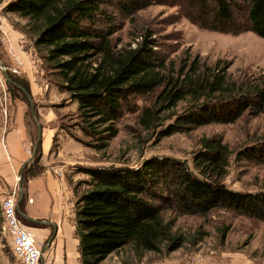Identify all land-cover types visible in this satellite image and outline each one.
Listing matches in <instances>:
<instances>
[{"label": "trees", "instance_id": "obj_1", "mask_svg": "<svg viewBox=\"0 0 264 264\" xmlns=\"http://www.w3.org/2000/svg\"><path fill=\"white\" fill-rule=\"evenodd\" d=\"M159 4L198 27L229 34L246 31L264 39V0H7L4 12L26 20L21 27L39 57L57 78L59 89L77 103L76 140L105 149L124 114H135L140 130L156 137L210 123H233L243 114L264 115V76H232L198 55L179 61L159 51L145 30L118 46L113 36L141 9ZM10 70H7V72ZM29 91L26 79L9 73ZM12 97L28 103L24 92L7 82ZM180 102L186 106L177 110ZM29 105V104H28ZM232 154L220 136L202 137L192 165L173 157L152 156L137 166L84 167L86 188L73 194L74 234L80 264H102L129 246L137 255L172 251L183 237L174 230L178 215L206 216L224 209L264 220V190L242 192L223 183ZM239 159L264 162V138L244 146ZM40 143L24 175L39 172ZM19 217L27 222L20 214ZM3 217L0 208V240ZM8 263L15 264L11 259Z\"/></svg>", "mask_w": 264, "mask_h": 264}, {"label": "rangeland", "instance_id": "obj_2", "mask_svg": "<svg viewBox=\"0 0 264 264\" xmlns=\"http://www.w3.org/2000/svg\"><path fill=\"white\" fill-rule=\"evenodd\" d=\"M6 1L0 0V27L11 25L18 32L22 50L28 51L33 57V79H29L24 71L21 72L22 58L10 44L11 38L1 29L0 60L10 70L7 72L8 77L12 73L26 79L37 118V110L42 114H46L47 110L54 112L55 117L49 124L54 129L51 152L60 153L59 161L64 165L69 186L88 179L89 176L83 172L84 167H134L152 156L173 157L192 165V155L199 147V139L220 136L232 151L223 183L230 189L242 192L264 190V162L257 163L237 156L244 146L264 138V115L243 114L233 123L205 124L190 132H177L159 138L151 132L140 130L136 125L135 114L126 113L116 124L118 132L105 149L96 150L76 140L75 137L83 138L75 124L77 103L70 101L67 93L59 89L55 74L39 57L31 39L22 32L21 27L26 20L3 11ZM119 24L122 27L113 36L119 39L118 46L128 43L134 45L133 39L139 38L147 29L159 41V51L166 52L175 61L186 55H198L209 65L217 63L219 67L225 66L226 72L235 77L264 76V39L251 31L233 35L203 29L181 17L176 7L159 4L141 9L127 19L119 18ZM13 55L17 56L21 64ZM13 67L16 72L11 70ZM6 84L0 69V120L9 115V105L18 103V110L24 112L25 125L33 145L37 133L29 103L12 97ZM34 86H42L40 95L31 93L30 89ZM36 103L39 104L38 108ZM185 106V102H180L176 109L181 110ZM28 153L31 156L32 150L29 149ZM76 186L78 191L86 188L84 183ZM165 217H174L173 230L183 237L180 247L172 251L163 249L137 255L126 246L109 255L102 264H264V220L224 209H214L203 217L188 214L176 216L165 211ZM26 224L32 231L41 226L37 223ZM1 236L3 246L0 244V248L5 251L8 262L11 259L17 264L12 255L9 234ZM39 244L43 246L42 242ZM47 250L42 253L43 257Z\"/></svg>", "mask_w": 264, "mask_h": 264}, {"label": "crops", "instance_id": "obj_3", "mask_svg": "<svg viewBox=\"0 0 264 264\" xmlns=\"http://www.w3.org/2000/svg\"><path fill=\"white\" fill-rule=\"evenodd\" d=\"M0 29L11 38L10 44L22 58L21 72L24 71L29 79H33V57L28 51L22 50L18 32L11 25H3ZM11 70L16 72L14 67ZM41 88L34 86L30 90L32 94L40 95ZM14 103L15 107L9 105V115L0 120V200L14 192L18 200L22 193L20 211L36 220L50 222L37 223L41 226L33 228L37 241L42 242L43 246L48 243L55 228V236L47 247V254L44 257L42 254L40 264H80L78 239L74 234L73 192L65 178L64 165L60 164V153L51 152L54 129L49 124L55 117L54 112L47 110L46 114H42L37 110V119L42 127L39 160L42 169L23 177L30 158L28 150H32L33 145L25 125L24 112L18 110V103ZM58 170L62 171V176H57ZM20 188L22 190L18 191ZM0 244L3 246L2 236ZM0 259L8 263L5 251L1 248Z\"/></svg>", "mask_w": 264, "mask_h": 264}, {"label": "built area", "instance_id": "obj_4", "mask_svg": "<svg viewBox=\"0 0 264 264\" xmlns=\"http://www.w3.org/2000/svg\"><path fill=\"white\" fill-rule=\"evenodd\" d=\"M13 56L21 64L17 56ZM56 174L57 176H62V171L58 170ZM20 190L22 188L18 189V191ZM0 208L3 217L1 232L2 234H9L12 255L16 259L17 264H39L42 257V247L37 241L32 228L19 217L16 193H10L2 198L0 200Z\"/></svg>", "mask_w": 264, "mask_h": 264}, {"label": "water", "instance_id": "obj_5", "mask_svg": "<svg viewBox=\"0 0 264 264\" xmlns=\"http://www.w3.org/2000/svg\"><path fill=\"white\" fill-rule=\"evenodd\" d=\"M0 69H1V72H2L4 78H5V80L7 82L16 85L17 87H19L24 92V94H25V96H26V98L28 100V103H29L31 116H32V118H33V120H34V122L36 124V133H37V135H36L35 142L33 144L32 154H31L30 158L27 161V163H30L33 160V158L35 157L39 141L42 138V127H41V124L38 121V119H37V117H36V115L34 113V102H33V99L31 98L30 93L23 86H21V85L17 84L16 82L12 81L8 77L7 68L4 66V64L2 63L1 60H0ZM21 198H22V193H20L19 198L17 200V211L27 222H30V223H44V224H49L50 223V222L45 221V220H42V221L41 220H36V219H34L32 217H29L24 212L20 211L19 203H20ZM54 236H55V228L53 230L52 235L48 238V241H47L48 243L41 248V252L42 253L47 249L48 245L51 243V241L53 240Z\"/></svg>", "mask_w": 264, "mask_h": 264}]
</instances>
